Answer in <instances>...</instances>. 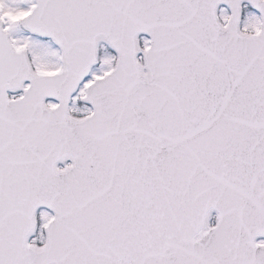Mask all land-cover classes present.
<instances>
[{"label": "snow or ice", "instance_id": "obj_1", "mask_svg": "<svg viewBox=\"0 0 264 264\" xmlns=\"http://www.w3.org/2000/svg\"><path fill=\"white\" fill-rule=\"evenodd\" d=\"M0 264H264V0H0Z\"/></svg>", "mask_w": 264, "mask_h": 264}]
</instances>
